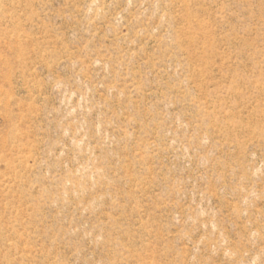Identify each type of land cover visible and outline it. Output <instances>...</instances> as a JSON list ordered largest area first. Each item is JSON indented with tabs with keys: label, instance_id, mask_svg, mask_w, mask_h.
Masks as SVG:
<instances>
[{
	"label": "rangeland",
	"instance_id": "rangeland-1",
	"mask_svg": "<svg viewBox=\"0 0 264 264\" xmlns=\"http://www.w3.org/2000/svg\"><path fill=\"white\" fill-rule=\"evenodd\" d=\"M0 264H264V0H0Z\"/></svg>",
	"mask_w": 264,
	"mask_h": 264
}]
</instances>
